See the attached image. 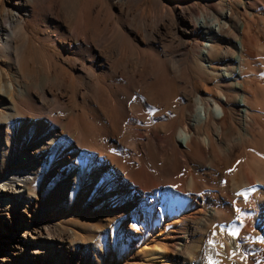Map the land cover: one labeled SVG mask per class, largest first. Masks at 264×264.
Returning a JSON list of instances; mask_svg holds the SVG:
<instances>
[{"label": "bare ground", "instance_id": "bare-ground-1", "mask_svg": "<svg viewBox=\"0 0 264 264\" xmlns=\"http://www.w3.org/2000/svg\"><path fill=\"white\" fill-rule=\"evenodd\" d=\"M221 1L0 0V216L48 176L98 197L139 264H264V0ZM20 206L19 255L78 243Z\"/></svg>", "mask_w": 264, "mask_h": 264}, {"label": "rangeland", "instance_id": "rangeland-1", "mask_svg": "<svg viewBox=\"0 0 264 264\" xmlns=\"http://www.w3.org/2000/svg\"><path fill=\"white\" fill-rule=\"evenodd\" d=\"M231 1L234 3L233 6L236 10H241L236 5L237 3L240 1L245 3L244 0H230V2ZM221 2L220 7H223L225 10L228 1L222 0ZM10 6L7 0H2L1 8L8 9ZM208 12L210 11L208 10ZM252 14H254L255 19L256 16L257 18L264 17L263 12H253ZM250 78H253V76L250 75ZM257 80L263 82L264 78H257ZM2 100L0 95V108L2 107ZM0 127V176H2L6 172L7 166L10 168L13 165V159L16 155L15 153L11 155L10 162L8 159L5 160L8 155L4 153L3 147L6 144L5 140H7L8 133L2 124H0ZM45 180L46 181L42 183V189L37 188L36 185L34 187L39 197H33L28 203L23 204L21 202L18 206L21 205L20 208H24L27 214L32 217L35 216L38 210L46 212L45 222L47 224H53L64 237L68 236L66 233H68L69 229H73L78 233L76 236V238L79 239L78 243L75 244L74 242H70V239L67 238L61 240V243H59L57 239H54L52 242L46 239L33 240L32 243H36L42 248L39 259L35 260L33 257L24 258L19 255V253H17L19 250L16 248V245L29 246L31 240L26 238L23 239V236L26 234L27 226L25 221L20 219V215L23 216V214L17 210L19 209L17 206L16 209L10 211L9 216H0V264H76L77 261L80 260L82 251H84V254L88 258H92L91 261H93L94 264H139L141 256L138 250L142 248L140 247L142 243L140 242L136 245L133 251H128L123 243L125 240L126 227L123 228V232L118 230L119 226L117 227L115 225L113 221L114 218L111 219V217L105 215L104 206L98 197L97 201L93 199L92 196L90 197L91 191H87L84 196L79 197L76 196V192L73 193V191H71L70 193L69 191H64L59 186L51 185L49 183L51 181L50 177L46 176ZM70 217H90L91 220L88 223L91 225L93 224L92 226H94V228L101 224L100 230L94 232L92 235L86 234L82 232L79 225H74L73 222L70 221ZM219 222L222 223L221 220ZM221 229L220 231H222ZM27 232L33 233L34 231L27 228ZM102 235H104L103 242L107 243V246L103 245L104 247H101L103 243L102 239H99ZM70 236L73 238L74 235ZM70 244L74 246L73 248L77 253L75 259H70L67 256L65 245L69 246ZM61 247L64 248L63 252H60ZM15 253L17 254L15 255Z\"/></svg>", "mask_w": 264, "mask_h": 264}]
</instances>
